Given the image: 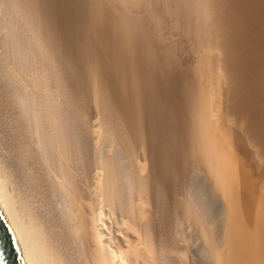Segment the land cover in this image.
<instances>
[{"label":"bare ground","instance_id":"1","mask_svg":"<svg viewBox=\"0 0 264 264\" xmlns=\"http://www.w3.org/2000/svg\"><path fill=\"white\" fill-rule=\"evenodd\" d=\"M54 1L0 0V212L25 264H264V0H78L88 115L68 32L57 70L77 1Z\"/></svg>","mask_w":264,"mask_h":264},{"label":"rangeland","instance_id":"2","mask_svg":"<svg viewBox=\"0 0 264 264\" xmlns=\"http://www.w3.org/2000/svg\"><path fill=\"white\" fill-rule=\"evenodd\" d=\"M52 1H54V0H52ZM59 1H60V0L56 1V4H57ZM61 1H62V0H61ZM76 1H77L76 4H75L74 6H70V7H69L68 5H73V4L75 3V0H74V1H73V0L70 1V3L68 2V0H65L66 4H67V2H68V5L63 4V3H65L64 0H63L62 2H59V6H58V5L56 6V7H58L56 10L59 9L58 12H59L60 14L62 13V14H61L62 16L59 14V17H58L57 19L60 20V16H61V18L63 17V15H64V13H65L63 10H66V9H67L66 7L68 6V9L66 10V12H67L68 10H71V11H70V12L68 11V13H67L66 15H68V14L70 13V15H71L73 18H70L71 16H70V17H69V16H65V15H64V16H65V18H66V17H67V18L69 17V18H68V21H71V23H72V21H74V17H75L74 13L76 14V13H80V12L82 13V12H83V11H81V10H82V9H81L82 7H81L80 4H79L80 2H78V0H76ZM54 2H55V1H54ZM61 3H62V4H61ZM56 4H55V5H56ZM60 4L63 5V7H62ZM76 5H79V6H78L79 12H78V10H77V8H76V7H77ZM56 7H55V8H56ZM61 7H62L63 9H62ZM64 7H65L66 9H65ZM71 7H72V9H71ZM73 7H75L76 9L73 8ZM60 8H61V9H60ZM69 8H70V9H69ZM74 9H75V10H74ZM56 10L54 11V13L57 12ZM60 10H62L64 13L61 12ZM73 11H74V12H73ZM75 11H76V12H75ZM58 12H57V13H58ZM72 12H73V13H72ZM71 13H72V14H71ZM83 13H84V12H83ZM83 13H82V14H77L76 16H78V17H76L75 21L77 20L76 23H80L79 25L77 24V25L79 26V28H81L80 25H81V23H83V25H82V29L84 30V27H85L86 29H85L84 31H87V32H88V27H86V26H88V23H86V22H87V21H86L87 19H85L84 16H82ZM73 15H74V16H73ZM79 15H81V16L83 17L84 20H82V18H81ZM57 16H58V15H57ZM63 18H64V17H63ZM65 18H64V21H66ZM78 18H80V20H79ZM69 19H70V20H69ZM71 19H72V20H71ZM78 20H79V21H78ZM81 20H82V21H81ZM60 21L62 22L63 19L60 20ZM64 21H63L62 25H61V23L59 24V25H60L59 28L61 27V28L64 29L65 31H63V30H59V29L57 28V29H58V34H59V31H61V32L63 31V34L60 33V34H61V38H58V37H60V35H58V36H57V39H56V42H57V40H59V41H58L59 43H58V42L56 43V44H57V47H60L59 50H58V51H60V53L57 52V54H59V55H57V56H58V57L61 56L60 58H57V61H58L59 59H61V61L59 60L60 62L58 61V64L60 63V64H59L60 67H59V65H58L59 68L57 67V70L59 69V73H58V72H57V73L59 74L58 76H60V78H61V76L63 75L62 73H65V71H66V70L64 71V68H65V69H70V67L72 66V68L74 69V70H73V69H72V70L76 72V69L79 70L80 66L83 67V65L86 63V61H85V62H84V60L82 61V59H85V58H84V57H85L84 55H86V54L84 53V51L81 52V50H83V47L81 48V47H80V44L77 43L78 40H79V42H80V40L82 41L81 37L78 36L79 39H78L77 42H76V41H74V40H76V38H77L76 35H77V34H76V35L74 34V35L72 36V34H73L74 32H75V33L78 32V30H79L78 26H75L76 23H72V24H74V25H72V24L69 23L70 25H68V26H70V27H67V24H66V23H67L68 21H66V23H65ZM75 21H74V22H75ZM80 21H81V22H80ZM58 22H59V21H58ZM65 24H66V25H65ZM84 24H86V26H84ZM65 26H66V29L64 28ZM71 26H73L74 28L71 27ZM57 27H58V26H57ZM76 27H77V28H76ZM67 28H69L70 31H69V29L67 30ZM71 28H72V30H71ZM75 28L78 29V30H76ZM73 29H74V30H73ZM66 30H67V31H66ZM83 30H82V32H83ZM73 31H74V32H73ZM65 32H66V33H65ZM67 32H68V34L70 35V37H68V35H66V37L70 39L71 36H72L71 41L68 40L67 38H64L66 41H65V40H63V41H64V43H66V44L69 43V41H70V44H71L72 46H73V44H72L71 42L74 41V42H73L74 45L76 44V46H77V47H75V48H74V46H73L74 49L72 48V46L70 47V46H68V45H66V44H64V43L62 42V39H63L62 36H63V35L65 36V34H67ZM71 32H73V33H71ZM80 32H81V31H80ZM64 33H65V34H64ZM74 36L76 37L75 39L73 38ZM83 38L86 39V37H83ZM60 39H61V42H60ZM62 43H63V46H64V48H62V49H64V50H63V53H62V55H61V47H63V46H62ZM59 44H60V45H59ZM78 44H79V45H78ZM65 45H66V46H65ZM67 46H68L70 49L72 48V50H77V51H74V52H73V51L70 50ZM78 46L80 47V50L77 49ZM66 48H67L68 50H70L71 52L68 51V50H67V52H65ZM68 52H70L69 55L67 54ZM76 53H77V54H76ZM80 53H81V54H80ZM65 54H67L69 58L71 57V61H72V62H73V59H75V58H73V56L76 57V58L78 59V60H76V61H78V62H76V61L74 60L73 64H74V63L81 64L82 62H83L84 64H83V63H82L81 65L74 64L75 66L77 65V66L79 67V68H78V67L76 66V69H75L74 65H73L72 63H70L71 61H69L70 59L68 58V60H67V64L70 63L71 65L68 64V66H67V68H66V66H64V65L66 64V61H65V60H66L67 58H66L65 60H64V58H62ZM74 54H76L77 56H75ZM78 54H79V55H78ZM78 56H79L80 60L82 61L81 63H79L80 60H79ZM80 56H81V57H80ZM82 56H83V58H82ZM65 57H66V55H65ZM81 58H82V59H81ZM63 60H64L65 62H62ZM68 61H69V62H68ZM61 63H63V64L61 65ZM61 66L63 67V69H62ZM69 66H70V67H69ZM68 67H69V68H68ZM81 69L84 71L83 68H80V70H81ZM80 70H79L78 73L76 72L75 75H74L73 72H70L71 70H67L69 73L67 72L65 75L62 76L63 78H62L61 82L63 81L62 84H63V86L65 85V86H64V87H65L64 89L67 90L68 92H70V93H68V92L66 91L68 97H70V98L72 97L71 99H73V101H74V99L76 100V101H74L73 103H71V105L73 104V107L71 106L72 109H73V111H77L78 107H79V108L82 107L80 110H82V112H83V114H84L85 112L88 111L89 108L87 107L86 102L83 101V100H85V97H86V96H83V91H84L83 89L85 88V87H83V86H85V83H84V80H82V79H84V78H81V77L83 76V74H82L83 71L81 72ZM60 71L62 72L61 74H60ZM80 72H81V75H79V78H78V74H80ZM70 73H72L74 76H72ZM68 74H69V75H68ZM68 76H69V77L71 76V77H70V80L68 79ZM75 76H77V78H76ZM64 77H65V78H64ZM66 77H67V80H68L69 84H68L67 80H66V82H65V80H64V79H66ZM72 77H73L72 80H74V82L72 81V83L75 84V88H76V89H74V85L70 82ZM74 78L78 80L79 84L81 83V81H82L84 84H83V85H78L77 81L75 82V79H74ZM80 78H81V79H80ZM79 80H80V81H79ZM64 82H65V84H64ZM70 83H71V85H73V86H68V85H70ZM66 84H67V85H66ZM81 84H82V83H81ZM76 85H77V86H76ZM66 86H67V88H66ZM78 87H79V88L81 87V88L79 89ZM61 88H62V86H61ZM59 89H60V88H57L58 92H60ZM81 89H82L83 91H82ZM85 89H87V88H85ZM57 90H56V91H57ZM76 90H77V91H76ZM79 90H80V91H79ZM72 91H73V92H72ZM74 91H75V95L73 94ZM80 92H82V93H80ZM86 92H87V90H85V93H86ZM60 93H61V92H60ZM76 93H78V94H76ZM85 93H84V95L87 94V93H86V94H85ZM71 95H72V96H71ZM75 97H76V98H75ZM78 97H79V98H78ZM81 97H83L84 99L81 98ZM80 98H81L82 100H81ZM71 99H70V100H71ZM79 99H80L81 101H80ZM70 102H72V100H71ZM75 102L78 103V104L76 103V107H74V106H75V104H74ZM80 102H81V103H80ZM82 102H84L83 104H84L85 106L82 105ZM81 105H82V106H81ZM83 106H84V108L87 107V108H86V109H87L86 111H85V109L83 108ZM84 111H85V112H84ZM77 112H78V111H77ZM79 112L81 113V111H79ZM88 112H91V111L89 110ZM85 115H88V113H87V114L85 113ZM92 121H93V120H91V122H92ZM90 124H91V123H90ZM92 124H93V122H92ZM92 124H91V125H92ZM91 125H90V126H91ZM97 129H99V128H97Z\"/></svg>","mask_w":264,"mask_h":264},{"label":"water","instance_id":"3","mask_svg":"<svg viewBox=\"0 0 264 264\" xmlns=\"http://www.w3.org/2000/svg\"><path fill=\"white\" fill-rule=\"evenodd\" d=\"M0 264H25L10 232L8 224L0 212Z\"/></svg>","mask_w":264,"mask_h":264}]
</instances>
